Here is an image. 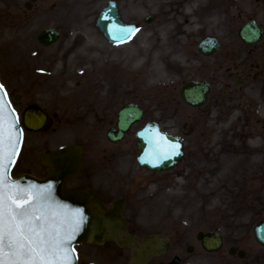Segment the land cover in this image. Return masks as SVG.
Listing matches in <instances>:
<instances>
[{
    "label": "rangeland",
    "instance_id": "1",
    "mask_svg": "<svg viewBox=\"0 0 264 264\" xmlns=\"http://www.w3.org/2000/svg\"><path fill=\"white\" fill-rule=\"evenodd\" d=\"M26 1L32 2L29 10ZM119 1L124 19L140 26L139 34L121 46L109 43L95 26L108 0H0V12L7 16V26L0 24V79L12 100L18 96L14 102L19 110L37 103L60 116L46 130L26 131L13 175L27 172L42 178L49 167L41 162L45 146L81 143L82 174L66 186L95 185L108 200L126 193L125 213L140 238L157 233L171 241L170 250L153 263L181 252L184 264H256V258L264 259V245L253 234L254 225L264 219V77L256 84V73H264V40L247 45L236 35L242 20L199 19L184 0ZM152 12L156 19L146 23ZM50 25L62 36L46 47L37 34ZM9 26L11 35L5 30ZM207 34L222 40L212 56L196 48ZM11 37L18 43L10 45ZM7 41L11 48H5ZM130 56V63L120 61ZM23 64L31 66L29 77L19 73ZM58 69H64L59 77L65 86L59 89L60 80L49 90L44 78ZM190 78L213 84L203 107H190L179 96ZM49 91L59 92L61 99L55 101ZM130 101L140 103L146 114L126 139L111 143L108 123ZM148 119L184 136L185 156L176 167L157 172L136 163L135 130ZM214 229L223 233L225 244L208 253L196 233ZM189 244L194 245L191 254L186 252ZM231 246L246 250L245 261L229 254ZM77 248L79 264H92L96 247Z\"/></svg>",
    "mask_w": 264,
    "mask_h": 264
},
{
    "label": "water",
    "instance_id": "2",
    "mask_svg": "<svg viewBox=\"0 0 264 264\" xmlns=\"http://www.w3.org/2000/svg\"><path fill=\"white\" fill-rule=\"evenodd\" d=\"M108 19L105 20L104 18ZM119 23L125 27H135L125 22L120 17L117 3H109V5L103 9L97 20L96 24L104 33L105 37L110 41H113L108 32L101 26L107 23L111 27V23ZM243 37H247V33H241ZM256 33L253 30H249L248 37L255 40ZM58 33L54 28H47L39 34V39L45 44H50L58 38ZM252 37V38H251ZM199 49L204 54H211L219 47V42L216 38H205L198 43ZM210 91V84L206 80L188 81L181 90V96L183 99L191 105L199 106L207 101L208 93ZM142 111L135 104H129L125 106L119 112L118 130L112 128L108 131V136L112 141H116L124 136V132L129 129L133 121L141 117ZM47 116L44 115L38 108L34 107L29 109L25 113V124L32 129L43 128L47 122ZM149 125L156 127L157 124L149 122ZM157 128V127H156ZM20 132V131H19ZM138 143L137 146L141 149V153L138 156V160L142 165H146L153 169H168L176 165L183 156L182 143L177 149V154L169 155L168 158L161 156L159 159L156 157L158 150L156 141L158 139H152L151 133L146 129L137 133ZM162 137L165 138L163 135ZM21 138V134H20ZM166 139V138H165ZM151 144H156L154 148ZM170 145L168 142L166 143ZM160 147H163L161 145ZM82 146L72 145L58 150L45 149L42 160L44 163L51 165V169L47 171V178L37 179L34 176L24 174L18 179H12L10 176V168H8V175L12 181L19 183L21 186H28L34 184L38 187H44L51 184L52 196L54 199L62 205H66L68 209H80L84 215V222L77 235L75 236L72 245L75 241H94L102 242L104 237L117 233L119 227H124L125 220L121 215L122 203L121 200L114 202V209H105L98 196H96L91 189L82 193L80 191H67L64 188L65 179L70 175H76L79 172L81 164ZM118 218L116 223L114 218ZM257 239L264 243V222L256 226L254 229ZM203 246L209 250H217L221 247L223 240L218 232L199 233ZM168 247L167 240L159 235H151L145 239L137 248L133 251L130 264H147V262L157 254L163 253ZM236 250L231 249L234 253ZM239 254L242 256L243 251ZM177 255L169 264H180ZM73 264H76V257L74 255Z\"/></svg>",
    "mask_w": 264,
    "mask_h": 264
},
{
    "label": "snow or ice",
    "instance_id": "3",
    "mask_svg": "<svg viewBox=\"0 0 264 264\" xmlns=\"http://www.w3.org/2000/svg\"><path fill=\"white\" fill-rule=\"evenodd\" d=\"M101 26L116 43L139 32L119 23ZM6 106V102L0 106V264H73L72 242L84 222L83 212L57 202L51 184L21 186L10 179L8 168L16 155L20 132L12 110L4 112ZM156 144L157 159L177 154L179 145L166 144L164 137Z\"/></svg>",
    "mask_w": 264,
    "mask_h": 264
},
{
    "label": "flooded vegetation",
    "instance_id": "4",
    "mask_svg": "<svg viewBox=\"0 0 264 264\" xmlns=\"http://www.w3.org/2000/svg\"><path fill=\"white\" fill-rule=\"evenodd\" d=\"M201 9L197 12L200 16H221L229 19H250L256 21L264 19V0H195ZM215 12V13H213ZM103 200L106 198L103 192H100ZM130 223V222H129ZM109 245L104 257L119 258L123 253L116 249L114 245L120 246L115 240H109ZM121 247V246H120Z\"/></svg>",
    "mask_w": 264,
    "mask_h": 264
},
{
    "label": "bare ground",
    "instance_id": "5",
    "mask_svg": "<svg viewBox=\"0 0 264 264\" xmlns=\"http://www.w3.org/2000/svg\"><path fill=\"white\" fill-rule=\"evenodd\" d=\"M185 1H186V0H184V2H185ZM177 2H180V0H178ZM184 2H183V3H184ZM179 12H180V11H179ZM6 18H7V16H5V14H2V13L0 12V24H1V25H3V26H7V23H5V21H7ZM5 30L7 31L8 35H11V34H12V30H11V27H10V26H9L8 29H5ZM8 39L10 40V45H12V43H13V44H17V39H16L15 37H11V38H8ZM8 43H9V41L6 42V44H5V48H11L10 46H7ZM93 48H94V47H93ZM12 52H13V55H14L15 52H16V50H15V52H14V51H12ZM4 54L8 55V53H7L6 51L4 52ZM131 59H132V56H130L129 58H126V59H124V60H120V61H125V62H127V63H130ZM133 61H134V60H133ZM117 64H120V65H121V63H120L119 61L117 62ZM22 67H23V69H19V73L22 74V76L27 75V76L29 77V76H30V75H29L30 66H27V65L23 64ZM63 72H64V69H62V70L58 69V72L53 73V75L51 76V80L58 78ZM56 84H57V83H56ZM61 84H62V83H61ZM58 85H59V84H57V86H58ZM62 88H64L63 85H59V89H62Z\"/></svg>",
    "mask_w": 264,
    "mask_h": 264
}]
</instances>
